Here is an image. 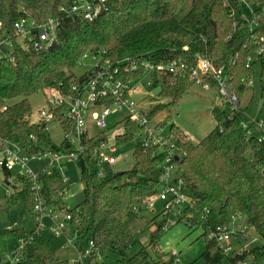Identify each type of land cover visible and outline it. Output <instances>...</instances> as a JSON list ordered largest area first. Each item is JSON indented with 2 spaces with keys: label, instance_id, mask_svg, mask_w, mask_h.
I'll return each mask as SVG.
<instances>
[{
  "label": "trees",
  "instance_id": "16d2710c",
  "mask_svg": "<svg viewBox=\"0 0 264 264\" xmlns=\"http://www.w3.org/2000/svg\"><path fill=\"white\" fill-rule=\"evenodd\" d=\"M73 2L0 0V34L10 38L13 58V61L0 58V151L9 145L27 156L78 151L76 144L66 138L55 144L48 124L31 120L29 98L51 87L69 91L81 85L97 69L94 67L81 77L74 74L89 54L99 57L101 63L109 60L113 67L120 66L118 78L125 82H135L146 74L141 68L123 72L119 62L125 58L181 61L191 67L203 55L224 67L232 77L229 85L239 101L248 89V81L254 80L257 66L261 82L264 80V0H252L255 19L252 30L240 0H191L189 10L184 13L180 12L186 0H110L107 10L93 21L70 13ZM49 17L60 19L58 40L50 47L37 50L32 43L26 41L25 45L16 36L14 24L21 18L42 23ZM150 79V88L159 90L158 97L171 101L165 103L156 98L151 110L143 112L151 121L158 117L155 128L158 132L179 134L177 144L186 155L176 164L186 191L197 199V205L185 207L176 222L203 228L206 250L202 256L207 264H218L226 254L209 235L217 226L229 224L232 216L244 218L264 240V141L260 140L264 131L244 111L216 105L212 109L215 127L199 142L184 138V132L172 123L170 104H175L196 82L189 75L156 71L150 73ZM210 84L219 93L216 83ZM147 98L154 99L151 95ZM262 98L264 105V86ZM112 103V98L101 99L99 107ZM57 121L65 133L71 130L66 117ZM122 121L124 133L115 136V145L134 143V166L121 172L99 169V153L108 143V128L84 137L85 151L76 161L81 170L84 199L73 209L64 202L69 183L58 170L60 167L49 166L39 172V191L34 190L28 177L14 174L16 171H3L5 181L13 186L6 196L9 204L22 203L35 219L38 197L45 208L70 213V224L78 225L75 245L66 240V249L73 247L80 255L86 250L82 247L84 241L88 245L94 243L93 252L83 257L82 262L74 263L72 259L78 255L70 260L62 257L44 234L49 229L37 225L31 231L14 232L18 241L33 245L30 253L25 248L17 264H102L100 258L107 253L120 256V264H175L176 256L164 252L160 246L168 223L166 219L157 223L159 215L143 223L142 231L153 228L148 243L127 258L129 251L140 244L139 235L127 223L128 215L139 216L149 210V200L161 188L167 152L151 141L144 142L148 134L139 122L129 118ZM255 131L259 135L252 133ZM262 254L264 245L244 250L230 259L232 264H239L251 258L256 261Z\"/></svg>",
  "mask_w": 264,
  "mask_h": 264
},
{
  "label": "built area",
  "instance_id": "2783aa9c",
  "mask_svg": "<svg viewBox=\"0 0 264 264\" xmlns=\"http://www.w3.org/2000/svg\"><path fill=\"white\" fill-rule=\"evenodd\" d=\"M110 0H74L70 6L69 12L86 20L93 21L107 10ZM245 10L244 17L250 21V28L255 22L253 17L254 8L249 1L240 0ZM60 19L57 17H49L42 23H37L28 18H21L14 24L15 34L21 41L27 45V42L33 44L35 49L48 48L58 40V27ZM2 22L0 21V29ZM27 41V42H26ZM12 42L9 37L0 34V58L8 57L11 61ZM252 60L249 57V62ZM125 73L130 71H138L140 68L146 73L158 72L166 74L189 75L196 84H201L206 90L211 89L210 81H214L219 88L220 95L226 99L229 108L237 109L240 101L234 91L230 88L229 82L232 77L225 72L224 67L218 66L216 62L203 55L197 57L195 66H188L187 63L181 61H162L149 62L142 60H134L125 58L119 62ZM97 68L93 73L85 79L81 85H75L71 90L51 87L45 90L46 107L39 111L38 121L49 125L52 121H57L59 117H66L72 125L71 130L65 133V138L75 143L78 151L69 154L45 152L40 155L27 156L22 154L21 150L6 146L0 151V170L17 171L20 175L28 177L34 185V190H40V173H34L28 163L31 159L38 157L51 158L50 167L58 166L63 168V160L76 162L80 155L85 151L82 140L86 136H92L90 129L92 125L96 128L105 130L109 127L110 118L116 113L125 114L124 118H129L139 122L144 127V133L148 134V138L144 139L146 144L151 141L164 148L167 152L163 162V172L160 177V191L148 202V209L154 210L156 201L160 200L164 204L162 216L167 223L175 224L176 219H172L178 214H172L175 209L177 213H181L185 207H194L197 205V199L190 196L185 188V181L181 176L176 162L180 161L186 152L178 146L177 141L180 139L176 132H158L155 130L157 119H151L143 112L138 102L133 98L135 88L132 81L125 82L118 78L120 74V66L113 67L109 60H105L95 65ZM254 80L250 79L248 85H253ZM112 98L113 103L107 106H100L99 102L104 99ZM225 104V102H223ZM221 106H223L221 104ZM63 113V115H61ZM155 121V122H154ZM259 130L264 131V120L256 124ZM244 126H246L244 124ZM184 138L188 137L186 133H182ZM264 141V135L260 137ZM106 146L104 147V149ZM111 152H115V147L110 148ZM178 158V159H176ZM99 161L113 164L116 159L112 155L105 152L99 153ZM102 172V171H101ZM102 174V173H100ZM38 203L35 206V220L38 228H48L54 236L63 234L68 225L72 221V215L68 212H58L53 209L45 208L42 199L37 197ZM138 212V208L134 209ZM49 219L52 223L46 225ZM244 218L240 216H232L229 224L217 226L210 233V237L217 240L220 247L225 251L230 249V241L236 235L242 241L247 234V226L244 224ZM255 241L257 239L255 238ZM68 243L73 245L70 239ZM26 243L20 240L16 248H13L6 256L7 261L4 264H17L20 262ZM94 243L91 241L83 254L72 259L74 263L82 262L83 257L89 256L93 252ZM239 264H247L242 262Z\"/></svg>",
  "mask_w": 264,
  "mask_h": 264
},
{
  "label": "rangeland",
  "instance_id": "374dc122",
  "mask_svg": "<svg viewBox=\"0 0 264 264\" xmlns=\"http://www.w3.org/2000/svg\"><path fill=\"white\" fill-rule=\"evenodd\" d=\"M249 1L251 5L252 0ZM191 0H186L182 6L184 13L189 10L191 6ZM242 3V2H241ZM99 57H95L92 54L85 56L82 59L81 64L74 70V74L77 77H81L88 71L93 69L98 63ZM150 73H146L142 78L136 80L133 83L135 92L133 98L140 108L148 113L151 110L153 102L156 100L170 103L171 99L158 97L159 90L150 88ZM264 80L261 82L259 73V66L256 68V75L254 78V84L249 85L243 98L240 100V104L237 109L244 111L256 124L264 120V105H263V92ZM148 95L153 96L154 99L147 98ZM18 100V99H17ZM29 101L32 106L31 120L37 122L39 119V111L46 107V95L45 92L40 91L37 94L31 96ZM225 102V104H223ZM223 105L224 108H228L226 99L220 96V94L214 89L206 90L201 84H195L188 91H185L175 104H170V113L172 117V123L179 127L181 131L188 135V138L193 142L201 141L214 127L215 119L212 115V109L216 105ZM166 114V113H165ZM164 116V113L161 115ZM125 117L123 113L114 114L109 120L108 127V143L106 148L102 150L108 155L115 157L116 162L108 164L100 162L98 168L102 170H113L115 172H121L131 169L134 166L133 152L135 149L134 143L130 142L124 146L115 145V136L124 133V122L122 121ZM158 118V117H157ZM156 118V119H157ZM49 133L55 144L59 145L65 138V132L63 127L58 121H52L48 125ZM101 132L100 129L92 125L90 134H96ZM257 133L258 131L252 132ZM111 147H115L116 151L113 153L110 151ZM63 168L58 170L63 174L69 183V189L65 195L64 202L67 208H75L84 199L83 184L81 181V170L77 163L74 161L63 160ZM51 164V158L41 157L37 159L29 160L28 167L34 172H41L43 169H48ZM18 172H14L17 174ZM15 177V176H14ZM14 178H11V184ZM13 190L12 185H8L5 182V174L3 170H0V264H4L7 261V255L13 248L17 247L19 241L17 240V234L20 231H31L37 227V222L34 217L29 213L27 208L22 203L9 204L7 201V194H10ZM164 210V204L158 200L155 203L154 210H146L139 213V216L134 214L128 215L127 223L132 230L139 235L140 244L132 248L127 254V258L136 253L142 245L148 243L151 230H144L143 223L151 220L155 216L157 223L164 221L162 211ZM172 214H178L172 219L178 220L181 213H177L174 209ZM247 226L246 237L240 241L239 238L234 235L230 241V249L225 251V255L218 264H232L231 259L236 254H241L244 250H252L255 247H262L264 240L258 235L252 226H249L246 221H243ZM46 225L50 223L45 222ZM78 225L71 223L68 225L67 231L69 237L63 234L60 237H54L48 230L44 234L50 239V243L54 249L64 258L71 259L76 257L79 252L71 247L66 249V240L70 239L73 245L77 236L75 230ZM204 230L202 227L190 226L185 221L176 222V224L167 225V231L162 236L160 246L161 249L166 253H171L176 256L177 261L175 264H207L203 258V253L206 250V240L203 236ZM255 238L257 241H255ZM83 250L87 249V242L82 244ZM27 251H32L33 245L27 243ZM120 256L113 253H107L100 258L102 264H120ZM247 264H264V254L259 256L256 261L246 259Z\"/></svg>",
  "mask_w": 264,
  "mask_h": 264
},
{
  "label": "crops",
  "instance_id": "0c3cea01",
  "mask_svg": "<svg viewBox=\"0 0 264 264\" xmlns=\"http://www.w3.org/2000/svg\"><path fill=\"white\" fill-rule=\"evenodd\" d=\"M10 181H11V179H10ZM5 182H6V181H5ZM6 183H7V182H6ZM8 185H9V184H8ZM47 222H48V223H51V221H50V220H48ZM65 235H66V237H67V236H69V233H68V231H66V232H65Z\"/></svg>",
  "mask_w": 264,
  "mask_h": 264
},
{
  "label": "water",
  "instance_id": "95a60500",
  "mask_svg": "<svg viewBox=\"0 0 264 264\" xmlns=\"http://www.w3.org/2000/svg\"><path fill=\"white\" fill-rule=\"evenodd\" d=\"M176 159H178V158H176Z\"/></svg>",
  "mask_w": 264,
  "mask_h": 264
}]
</instances>
